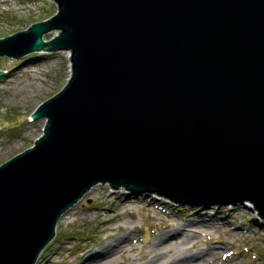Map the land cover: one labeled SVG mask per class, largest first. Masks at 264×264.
I'll list each match as a JSON object with an SVG mask.
<instances>
[{
	"label": "water",
	"instance_id": "water-1",
	"mask_svg": "<svg viewBox=\"0 0 264 264\" xmlns=\"http://www.w3.org/2000/svg\"><path fill=\"white\" fill-rule=\"evenodd\" d=\"M54 1L0 36V54L68 49L71 63L30 113L41 132L0 162V264H33L98 181L180 204L248 199L264 221V0Z\"/></svg>",
	"mask_w": 264,
	"mask_h": 264
},
{
	"label": "rangeland",
	"instance_id": "rangeland-1",
	"mask_svg": "<svg viewBox=\"0 0 264 264\" xmlns=\"http://www.w3.org/2000/svg\"><path fill=\"white\" fill-rule=\"evenodd\" d=\"M56 8L54 0H0V36L23 29L52 14ZM58 30L52 28L43 32L42 38L49 39ZM69 54L68 49H42L20 56L0 54V69H6L0 75V162L30 145L41 132L44 118L31 119L30 113L37 103L67 81L71 72ZM119 186L115 188L124 195L145 198L128 201L126 211L117 220L126 222L125 230L134 240L129 254L136 262L143 261L139 250L151 246L155 236L169 228L167 219L180 222L188 215L197 216L193 212L199 211L202 217L215 220L214 225L193 237L199 245L208 242L216 247L224 242L228 251L237 256L233 264H264V221L250 200L234 204H180L154 191L133 193ZM115 188L106 181H98L86 189L59 215L53 236L38 252L33 264H39L45 252L56 260L54 264H74L72 254L81 243L85 242L90 248L98 245L104 232L96 229V221L85 216L86 209L97 204L101 193L111 194ZM233 207L235 211L229 212ZM72 208L81 216L73 214ZM69 214V221L63 223L60 216ZM173 241L177 243L179 238Z\"/></svg>",
	"mask_w": 264,
	"mask_h": 264
},
{
	"label": "bare ground",
	"instance_id": "bare-ground-1",
	"mask_svg": "<svg viewBox=\"0 0 264 264\" xmlns=\"http://www.w3.org/2000/svg\"><path fill=\"white\" fill-rule=\"evenodd\" d=\"M69 70L71 63L69 59ZM29 92L27 91L26 94ZM103 191V189L101 188ZM114 194V197L112 196ZM111 194H102L97 204L89 206L86 209L85 216L97 222L96 229L103 231L104 235L98 245L86 247L85 242L77 247L72 254L75 259L74 264H233L236 255L228 251L225 243L222 242L216 247L213 244L206 243L199 245L193 237L203 232L210 225L215 224V220L204 218L199 211H194V215H188L186 219L180 222L167 219L166 225L169 227L160 231L154 238L151 246L139 250L143 261L136 262L131 258L129 252L134 248V240L129 236V231L125 230L126 222L117 221L123 211H126L128 201L144 200L136 195H124L118 188H115ZM112 198L111 202L110 199ZM103 200H105L103 202ZM110 203V204H108ZM150 204V201L148 202ZM188 209V208H186ZM236 208H232L233 213ZM78 210L72 208V213ZM71 213V214H72ZM60 216L63 223L69 221V216ZM64 217V218H63ZM130 230V229H129ZM179 238L175 243L174 239ZM85 249V250H84ZM55 259L51 254L45 252L41 254L39 264H54Z\"/></svg>",
	"mask_w": 264,
	"mask_h": 264
},
{
	"label": "trees",
	"instance_id": "trees-1",
	"mask_svg": "<svg viewBox=\"0 0 264 264\" xmlns=\"http://www.w3.org/2000/svg\"><path fill=\"white\" fill-rule=\"evenodd\" d=\"M33 55H35V53H34V54H27L26 56L29 57V56H33ZM46 244H47V243H46ZM46 244H45V245H46Z\"/></svg>",
	"mask_w": 264,
	"mask_h": 264
}]
</instances>
